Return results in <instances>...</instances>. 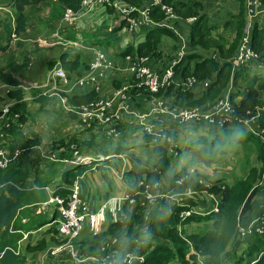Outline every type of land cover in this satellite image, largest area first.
Returning <instances> with one entry per match:
<instances>
[{
	"label": "crops",
	"instance_id": "obj_1",
	"mask_svg": "<svg viewBox=\"0 0 264 264\" xmlns=\"http://www.w3.org/2000/svg\"><path fill=\"white\" fill-rule=\"evenodd\" d=\"M171 1L183 4L184 6L189 5L191 7L190 15H187L186 12L189 7H187L186 11L181 10L183 14L173 11V17H167L163 12H161L163 14L162 19L149 15L150 24L139 26L131 31L128 30L121 16L112 8H97L92 12H81L76 14L75 20L67 21L64 19L65 11H61L59 15H53L54 10L51 9L53 5L49 4L40 7L38 15L29 20L26 33L17 36L12 32L14 28V13L10 8L0 5V16L2 15L4 20L9 17L8 23L4 24V20H0V27L4 28L7 26L10 32L9 41L3 49L4 52H8L10 55L15 54L11 56V60L16 65L25 63L27 66L23 71L32 69L36 59L40 61L38 66L41 65V68H43L42 73H39L36 79L25 80L21 76H16L20 83L19 87L22 90L23 102L25 104L19 115L22 117V123L18 124V129L25 140L31 139L38 140L39 142L38 145L31 148V157L37 158L38 161L34 163L29 170L28 177L19 187L36 189L35 181L37 179L47 181V184L41 188V191L48 199L49 195L47 191L54 193L55 188L62 184V171L71 166L63 165L64 167L58 172L54 168L56 166L54 163H58L57 159L61 156L59 151L63 149L62 147L66 143H75L79 147L77 154L78 152L80 154L82 151L90 152L97 145L100 149L106 144H110L116 149L122 148L120 152L105 157L108 158L106 161H95L100 164L95 162L91 164L86 163V165L81 167L83 171L77 179L80 188V198L88 204L91 215L88 218V224L85 227L83 225L79 241L84 240L91 234L95 235L104 231L108 225L114 222L122 221L125 218V210L132 214L143 215L137 203L129 205L124 200V196L129 191L140 190L141 187H144L143 185H156L155 188H151L152 196L155 197L153 199V203L155 202L154 206H150V213H146L147 217H145L143 223L147 221L151 222L157 217L159 211L158 205L162 201L158 199L161 198H165L166 200L168 198V201H176L173 199L176 196H181L182 198L179 200L194 199L195 202H201V204L204 203V198H208L209 204L205 207L209 208L210 211L217 207L220 201V196L208 193L207 187L210 188L211 185L199 180L201 177L200 173L197 170H193V168H188V165L192 161L185 163L177 157V152L181 150V146L178 145L181 144L179 142L181 140L186 141L184 143V150H186L187 142L191 141L189 139H193L195 135H200L198 131L201 128H196L195 131L192 129L187 130L185 128H193L191 127L192 125L179 124L168 114L155 111L156 109H161L158 103H162L168 109H182L180 103H185L186 101L177 100L173 94L166 93V96L147 94L143 87L136 85L138 82L130 76L129 67L132 60L143 58L145 59L146 66L151 70L162 71L164 67L167 69L174 61H177L178 53L182 46L184 47L185 55L197 53L204 57L221 58L219 49H223V47L227 49L234 42L235 37V32L232 31L233 26L226 27L225 24L231 17L238 14L242 3L241 0ZM121 4L137 8L139 11L146 9L148 6L145 0H141L139 5H137L138 0H121ZM135 15L137 18H140L139 14L135 13ZM199 17H202L206 27L213 28L207 38V40H210V47L193 46L190 42V26ZM145 28L166 29L170 33V36L158 38L157 56L149 57L135 54L139 45L147 41V29ZM123 42L126 47H130V51L126 55H121V52L126 49V47H122ZM94 50H100L108 58H111L114 66L113 69L107 71L104 79L100 82L99 92H95L98 99H109L116 90L124 86H128L129 88V98L123 103L124 108L121 109V121L111 126L117 132V135L113 138L106 137L105 131L109 129L108 127L101 125L83 126L79 123L77 116L73 112L68 111V108H75V106L68 103L69 98L83 96L93 91L89 85L81 88L75 87L74 81L86 72L89 63L93 60ZM234 54L228 58L230 62L235 56ZM72 67L73 69L70 70ZM231 67L232 71H234L232 64ZM57 68L65 71L68 82H52V80L48 79L50 72ZM68 75L70 76L69 78ZM173 82L172 86L175 85L176 80L174 79ZM205 82L197 81L195 87L189 91L192 93V100L199 99L202 91L209 87H204ZM54 88H57V90ZM10 90L11 88L7 85L0 83V125L3 117L6 118L1 113L3 107H11L17 104L15 100L10 98ZM119 105L120 103L116 102L114 104L115 109L119 108ZM205 105L209 104L206 103L203 106L194 108L203 109ZM59 106H61L62 112L58 113ZM19 116L14 114V118L12 119L14 123L19 119ZM150 123L155 124L157 129L163 128L169 141L165 139L164 135L160 139V143L154 142V135H148L143 131V125ZM36 124V129L32 128ZM6 127H8V123ZM201 133H207V131H202ZM137 137L145 141V143L137 144V147L148 143L153 148H163L157 154L153 152L155 160L161 158L163 160L162 164L165 167V170H160L159 180L153 185L146 183L145 177L149 172L155 170L157 161H141L135 154L124 155L126 149L134 146L126 148L123 142ZM11 142L12 137L9 135L3 136L0 131V150L4 151L5 155L19 152V157L22 151H12L10 149ZM163 142H166V145L161 144ZM177 148L180 150L178 151ZM72 154L74 155V152ZM168 154L172 155L179 163L170 172H167L168 169L166 167V155ZM93 155V158L99 156L98 152H94ZM42 160H48L46 163H51V170L46 169V165H42ZM182 169L188 172L186 179L192 180L193 183H198L202 186L206 185V187L204 186L203 190L195 191L191 186L186 187L185 184L180 186L175 185L170 176H174ZM126 174H132L134 179L132 181L125 180ZM137 178H140L139 183L142 186H139L138 183L136 189H132L129 182H133ZM54 180H58V182L55 183ZM135 200L137 202H144V198L140 196L136 197ZM50 207L55 212L54 207ZM263 208L264 195L258 194L254 203H251L250 211L246 212L243 218L241 217L243 219L242 222H253L260 215ZM54 222L27 234L19 243L21 252L24 241L28 240V242L34 244L41 238L43 232L54 226ZM193 225L198 226V223ZM179 228L183 229L186 226H180ZM78 251L80 253V250ZM44 253L38 258V264H102L104 262V258L101 256L85 257L87 259L81 263H75L69 255L67 257L65 255L60 257H44ZM29 260L26 264L29 263Z\"/></svg>",
	"mask_w": 264,
	"mask_h": 264
},
{
	"label": "trees",
	"instance_id": "obj_2",
	"mask_svg": "<svg viewBox=\"0 0 264 264\" xmlns=\"http://www.w3.org/2000/svg\"><path fill=\"white\" fill-rule=\"evenodd\" d=\"M140 1L141 0H138L137 5L140 4ZM145 2L149 6L151 0H145ZM164 2L172 7L173 11L176 13H182L181 10L186 11L187 7H189L186 12L187 15H190L189 12H191V7L189 5L184 6L183 4L173 3L171 0H164ZM80 3L81 0H54V2L53 0H0V4H2L3 7L10 8L14 13V28L12 32L16 36L26 33L29 20L38 15L37 13H39L38 10L40 7L52 4L53 7H51V9L54 10L53 15H59L61 11L64 12L66 9L77 12ZM241 3L242 5L240 6L238 14L231 17L225 24L226 27L233 26L232 31L235 32V37L234 42L229 45L227 49L219 47L221 58L216 59L208 56H206V58L197 53L187 54L181 59L178 65L174 67V79L176 80V83L191 76L196 78L198 82H205L213 79L211 80L209 87L202 91L201 97L197 100H192V93L187 90L183 91L180 87H176V85L164 88L157 94H154V96H166V93L173 94L177 100L181 99L182 101H186L185 103H180L182 106L181 108L198 107L205 104L206 100L210 98L208 91H212L217 85L220 86L221 84L219 83L226 80L229 73L232 72L231 62L227 58L230 56L232 57V55L237 52L246 19V8H244L245 0H241ZM150 9L149 15L158 19L163 18L162 11L159 7H151ZM212 30L213 28L206 27L202 17H199L190 26L189 37L191 44L193 46L210 47V40H207V38L210 35L209 32ZM146 32L147 41L139 45L135 54L138 56H157L158 38H161L162 36H170V33L166 29L159 28L147 29ZM251 48L259 55L258 60L247 66L234 69L233 79L240 78L242 72H245L249 76L251 72L249 65H259L264 62V16L261 21H254L251 30ZM129 51L130 47L128 46L121 52V55H126ZM191 61H194L193 65L190 64ZM26 66L25 63L16 65L11 62L5 70L0 71V83L11 88L9 96L17 103L10 107L9 114L5 115L6 118L3 117L0 131L3 136L9 135L12 137V142L10 144V149L12 151H22L21 155L5 169H0V264H26L25 256L22 255L21 249H19V243L22 241L23 236L37 231L47 224L53 223L57 217L56 211L53 212L50 217L48 215L38 218L32 215V207H36L47 201V197L41 191V188L47 184V181L37 179L35 181L36 189H24L19 187L28 177L29 170L34 163L38 161L37 158L31 157V148L39 144L38 140H25L18 129V124L20 122L22 123V117L19 115L25 104L23 102L22 90L19 87L20 83L16 76ZM165 68L166 67L163 69ZM72 69L73 67L70 68V70ZM162 71L158 72L161 73ZM69 77L70 76L68 75V78ZM244 84L245 93L238 98V105L236 106L238 112L244 115L245 111L248 109H253L255 107L264 108V101L261 98V93L264 92V74L259 75L256 73L251 76L249 80H246ZM233 97L235 96L231 95L230 101L234 100ZM97 99L98 97L93 90L86 95L69 98L68 103L76 107L88 104ZM42 101L44 100L42 99ZM14 114L19 116L16 123L12 120ZM7 123L8 127H6ZM257 124L263 130L262 135H264V111L258 118ZM185 125H192L191 127L193 128L186 127L185 129H192L194 131L196 128L203 126H193L195 124ZM206 128V126H203V129L207 131V134L211 135L210 138L207 139L204 134H201L194 141L187 142L185 147L186 150H189V147L196 145H207L210 150H216L220 146L239 144L243 143L245 140L249 143L253 142L255 145L259 143L255 138V135L252 136L248 130L241 125H229L221 129ZM160 142L161 141H157L156 143ZM70 144L72 143L64 144L63 148L69 149L68 145ZM161 144L166 145V142ZM121 149V147L117 149L115 147L110 148L104 152V157L102 156L103 159L101 161L95 160L94 158L92 163L95 161H106L108 158L105 157L120 152ZM161 149L163 148L156 147L153 152L157 154ZM262 155L259 156L261 159H263ZM162 162L163 160L161 158L157 160L155 170L149 172L145 177L146 183L153 185L159 180L160 170H165ZM84 165H86V163L80 162L65 168L61 174L62 184L55 188L54 195L63 198L67 197L71 190L72 183L81 176L83 171L81 167ZM252 169L255 170L254 172L256 173L260 172L257 171L256 168ZM187 175L188 172H185V170L182 169L173 176L172 181L175 185H178L176 184V180L181 176ZM259 181L260 180L258 179L256 180V182ZM139 182L140 178H137L135 181L129 183L132 186V189H136ZM250 182H252L250 178L247 180V177H244L240 178V180L230 187H228V185H223V187L220 184H212L208 191L220 196V201L217 205L218 211H211L209 214L203 216H191L185 219L181 218L180 215L186 211V207H189L190 205L195 206L196 203H198L195 202L194 199L179 201L162 200L158 205L159 211L157 217L150 222L144 233L149 234L153 238L160 239L164 244L158 243L152 248H149V245L147 244L148 249L145 251V244L141 243L139 250L134 252L138 256L143 257V262L141 264H169L170 260L175 258L181 264L195 263V260L198 258L202 259L203 264H248L245 263L243 258L237 257V252L243 245L246 247L243 253L249 258L261 251L262 255L251 264H264L263 239L255 233H249L244 237L239 238L237 234L239 219L246 212L250 211L252 198H254L259 192V188H256L257 186L254 187ZM183 184H185L186 187L191 186L195 191L204 189V186L199 185L198 183H193L192 180L188 179L184 180ZM142 189L143 187L140 188V190ZM263 213L264 208L260 214ZM202 221L210 222V228L202 232H189L187 228H179L180 226H186L191 223ZM142 223L141 215L132 214L125 210V218L122 221H117L108 225L104 231L95 235L91 234L82 240L83 242H80L81 244L78 243L75 245L81 247L78 248L81 256L96 257L98 255L95 252V247L101 245L106 239L115 238L119 243L117 246L122 251L120 257H117L115 264H122L124 255L135 250L137 241L141 237V234L137 229L142 226ZM52 233L57 234L55 226H52L43 232L41 238L34 244L27 242L25 250H41L46 246L44 237Z\"/></svg>",
	"mask_w": 264,
	"mask_h": 264
},
{
	"label": "built area",
	"instance_id": "obj_3",
	"mask_svg": "<svg viewBox=\"0 0 264 264\" xmlns=\"http://www.w3.org/2000/svg\"><path fill=\"white\" fill-rule=\"evenodd\" d=\"M151 7H159V9L167 16L173 17L174 12L172 7L167 5L164 0H151L149 6L146 9L139 11L137 8L124 6L120 0H81L79 10L74 12L70 9L65 10L64 19L67 21L75 20L76 14L92 12L97 8H112L115 10L124 20L129 31L139 26H145L151 23L149 13ZM246 10V24L243 29L242 36L239 40V45L235 56L231 60V64L234 69L247 66L250 63H254L258 60L259 55L251 48V30L255 20L261 21L264 16V5L261 0H245ZM135 13L139 14L140 18H137ZM185 56L184 47L182 46L178 53L177 61H174L172 65L164 69L161 73L151 70L146 66L145 59L136 58L131 61L129 67L130 76L138 83L137 86H141L145 89L147 94L154 95L160 90L171 86L174 82L173 67L177 65L180 60ZM130 59L129 57H127ZM113 62L102 51H93V60L89 63L88 69L83 76L77 78L74 81V86L77 88L91 86L95 92L100 90V82L104 79L107 71L113 69ZM49 80L52 82H68L65 71L61 68L54 69L50 72ZM197 84V79L194 77H187L179 83H175L176 87H180L183 91H191ZM56 85V83H55ZM209 86V82L204 83V87ZM57 90V88H54ZM129 88L124 86L116 90L109 99H97L88 104L81 105L75 108H68V111L73 112L83 126L101 125L108 127L105 131L106 137L113 138L117 135L114 128H111L113 124L121 121L122 112L124 108L123 103L129 98ZM119 102V108L115 109L114 104ZM161 107L162 113L168 114L174 121L179 124H202L207 128H225L229 125H241L248 131H251L255 136H262L263 130L257 124V120L261 113L264 111L263 107H255L251 111L245 112L244 115L240 114L236 107L231 103L228 97H224L212 105L208 109L192 108V109H168L163 106L162 103H158ZM10 106L3 107L2 115L9 114ZM143 131L146 134L154 135V142L160 141L164 137L165 132L163 128H156L155 124L143 125ZM165 139L166 135H165ZM169 141V139L167 140ZM19 152L14 154L5 155L4 151L0 150V169H5L11 161L17 158ZM77 155V152H74ZM99 158V157H98ZM100 161L103 157H100ZM94 158H77V160L70 162L71 165L82 163L91 164ZM187 176H181L176 180V184L182 185ZM139 186H142L139 183ZM143 189L148 194L151 188H155L154 185H143ZM146 200L149 203L153 202L155 197L146 195ZM126 202H132V194L128 192L124 196ZM53 206L57 212V217L54 222V226L57 229V236L59 243L57 246L49 248L45 253V256L60 257L63 255H69L75 263H81L87 259L79 253L75 248V241L79 237L83 229V224L88 216H90V208L88 204L80 198V188L78 181L75 180L71 186V190L68 196L64 199L58 195H54L53 192L49 194L47 201L41 204V207ZM217 208V207H215ZM213 211V210H212ZM215 209L213 212H217ZM255 233L264 242V213L260 214L253 222L247 226H237V234L240 237H244L246 234ZM27 234L23 236L26 237ZM22 238V240H23ZM116 240L114 239V243ZM201 259V258H198ZM123 263L126 264H141L143 257L138 255H131L127 253L124 255ZM102 264H115L114 262L106 261ZM203 264V263H202Z\"/></svg>",
	"mask_w": 264,
	"mask_h": 264
},
{
	"label": "rangeland",
	"instance_id": "obj_4",
	"mask_svg": "<svg viewBox=\"0 0 264 264\" xmlns=\"http://www.w3.org/2000/svg\"><path fill=\"white\" fill-rule=\"evenodd\" d=\"M261 3H262V5H264V0H261ZM0 5H2V4H0ZM8 18L9 17H7L6 20H4V17H2V15L0 16V20H4V24L6 22L7 23L9 22ZM9 33H10L9 28L7 26L4 28L0 27V48H1L0 49V71H3L8 67V65L13 61V60H11L12 59L11 56L15 55V54L10 55V54H8V52L6 53L3 50L9 41ZM33 35H34V33H33ZM31 38H33V36H31ZM122 47L123 48L126 47L124 42L122 44ZM39 63H40V61L38 59H36L35 63H33L32 69L24 70V71L22 70V72L19 73L18 76H21L25 80L26 79L32 80L34 78L36 79L38 77V74L42 73V70H43V68H41V65L38 66ZM190 64L193 65L194 61H191ZM249 68L251 70L249 76L245 72L244 73L242 72L241 77L237 78V79L236 78L233 79V75H234L233 73L234 72L231 69L232 72L229 73L228 78L226 80L219 83V84H221L220 86L217 85L212 91H210V90L208 91V93H209L208 95L210 98L206 100L205 104L208 103L209 105H205L203 107V109L204 108H206V109L211 108L213 104H215L217 101H219L220 99H222L224 97H228L229 99H231L230 98L231 95L235 96V97H233L234 100H232L231 103L234 105V107H236L238 105V98L241 97L245 93L244 82L246 80H249L251 78V76L255 75L256 73H258L259 75L264 74V62L262 64H259V65H249ZM211 80H213V79H210L207 81L211 82ZM261 98L264 101V92L261 93ZM192 108H194V107H188V108H182V109H192ZM251 110L252 109H248L245 112H248ZM59 112H62L61 106L58 107V113ZM43 114H47V113H43ZM195 125L199 126L202 124H195ZM36 126H37V124L35 126L33 125L32 128L36 129ZM203 126L199 127L201 129L198 132L200 133V135L204 134V136L207 139H209L211 136L210 134L201 133L202 131H206L205 129H203ZM248 132L252 136L255 135L251 131H248ZM195 136L193 139H189V140L194 141L199 135L196 137ZM255 138L259 142L256 145L253 142L249 143L247 140H245L243 143H239V144H230V145L220 146L216 150H214V149L210 150L207 145L191 146V147H189L190 148L189 150H184V143L186 141L181 140V142H179L181 144H178L179 146H181L180 147L181 150L179 148H177L178 151L180 150L179 152H177V157H179V159H182L183 162H185V163H187V162L190 163L192 161L188 165V168H193V170H197V172L200 173V175H201V177L199 176L200 177L199 180L205 181V183H207L208 185L220 184L221 186L228 185V187H230L235 182L240 180V178H244V177L246 178L247 177V180H249V178H250L252 181L250 183H252L254 185V187L257 186L256 188H259L258 189L259 192L254 196V198H252L251 202L254 203L258 194L264 195V155H262V154H264V135H262V136L256 135ZM189 140H187V141H189ZM140 143H145V141L142 140L140 137L131 138L128 141L125 140L123 142V145L126 146V148L131 147V146H134V147H132L130 149L129 148L126 149L124 155L127 156V155L135 154L136 156L139 157V159L141 161H154L155 155L153 153V149H154L153 146L151 144L148 145V143H146V144H142L141 146L137 147L136 145L140 144ZM78 145H79V143H78ZM68 146H69V149H65L63 147H62L63 148L62 149L60 147L62 149L61 151H59V154L61 156L59 159H57L58 163H54L56 165V166H54L56 172L60 171V169L62 167H64L63 165H65V166L71 165L70 162L77 160L78 156H79V158H82V159L93 158V156H94L93 153L98 152L99 158L97 159V157H95V160H99V159H101L100 157H102V156L104 157L103 153L105 151H107L113 147L110 144H106L103 146L102 149H100L99 146L97 145L96 148L93 149L92 151H90V152L82 151L80 154L78 152V154H77L78 156H76V155H73L72 152H77L79 150V147L75 143H72ZM114 146H116V145H114ZM256 146H258V147H256ZM262 149H263V152H262ZM260 155L263 156V159H261L259 157ZM166 160H167L166 167L168 169L167 172L173 171L175 169V167L177 165H179L178 161L172 155H169V154L166 155ZM46 161H48V160H44V161L42 160V165H46V169L51 170V166H50L51 163H46ZM156 161L157 160H155V162ZM43 162H45V163H43ZM97 164H100V163H97ZM252 168H256L257 171H260V172L256 173V172H254L255 170H253ZM185 170H187V168H185ZM172 176H170V177L173 178ZM124 178L127 181H132L134 179V176L132 174H126ZM56 179H58V178H56ZM257 179L260 181L256 182ZM54 181H55V183L58 182V180H54ZM72 185H73V183H72ZM204 186L206 187V185H204ZM154 187H156V185H154ZM209 189L210 188L207 187V191ZM47 192L49 195L50 192L49 191H47ZM208 193L213 194V193H210L209 191H208ZM130 194H132V202H129V203L127 202V203L129 205H133V204L137 203V205L140 206L139 209L143 213V215H141L142 222H143L145 217H147L146 213H150V211H149V209L151 208L150 206H154V203H155V202L149 203L145 197L148 194H150V196H152V191L149 190L148 194H147L144 189H142V190L137 189L135 191L130 192ZM138 196L143 197L144 202H142V201L137 202V200H135V198ZM180 198H182V197L176 196L173 200L179 201ZM158 200H166V199L161 198ZM204 200H205L204 203L201 204V202H199V203H196L195 206H192L189 204L190 206L186 207V211L180 215L181 218L185 219V218H189L191 216H203L205 214L206 215L209 214L211 212L210 209L205 207V206H208V204H209L208 198H204ZM167 201H168V198H167ZM197 201H199V200H197ZM142 205H143V207H142ZM31 209H32V215L36 216L38 218H42V217L48 216V215L53 213V209L50 206L49 207L44 206L42 208L40 205V206L32 207ZM50 209H52V210H50ZM215 209H217V208H214L213 211ZM90 215H91V211H90ZM244 215L242 216V218L244 217ZM88 218H89V216L86 218V220L83 224L84 227L88 224ZM242 218L239 219L238 225L244 226V227L249 225L250 222L249 223H243ZM149 224H150V221L142 223V226L139 227V229H137L138 232H140L141 237L137 241L135 250L129 252V253H131L132 256L137 255L134 252H137L139 250L141 243L145 244V248H144L145 251H146V249H148L147 244L149 245V248H152L154 245H156L158 243L164 244V243H162V241L160 239L153 238L149 234L144 233ZM193 224H195V223H191L189 225H186V228L188 229L189 232H202V231L210 228L211 223L208 221L207 222L202 221V222H198V226H194ZM35 236H37V235H35ZM79 237H80V235H79ZM79 237L75 241L76 243H74V245L75 244L77 245L78 243L83 242V241H79ZM239 237L240 236H238V238ZM44 238H45L46 246L39 251H35V250L27 251V250H25V245L28 242V240L24 241L22 243V252L21 253L23 256H25L26 262H28V260L30 258L28 264H38L37 263L38 258L44 252H46L49 248L57 246L59 243L58 236L56 233H52L48 236L46 235ZM114 239L115 238L106 239L101 243V245H99L98 247H95L96 248L95 252L97 253L98 256L100 255L102 258H105L106 261H109L112 263L113 262L115 263V261L117 260V257L119 258L120 255L122 254V251L117 246V244H119L118 240L115 239L116 242L114 243ZM76 245H75L76 249L81 248L80 246H76ZM245 248H246L245 245H243L239 248V250L237 252V257L243 258L245 263L251 264L257 258H259L262 255L261 251H259L257 254H255L254 256L249 258V257H247V255L245 253H243ZM65 256L67 257L68 255H65ZM87 258H89V257H87ZM202 262H203L202 259H196L195 263H193V264H202ZM122 264H126V263L122 262ZM134 264H136V263H134ZM169 264H181V263H179L178 260L175 258L173 260H170Z\"/></svg>",
	"mask_w": 264,
	"mask_h": 264
}]
</instances>
